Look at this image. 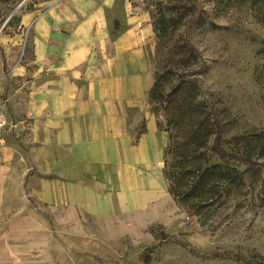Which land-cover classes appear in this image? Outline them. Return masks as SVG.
Segmentation results:
<instances>
[{
    "label": "crops",
    "instance_id": "obj_1",
    "mask_svg": "<svg viewBox=\"0 0 264 264\" xmlns=\"http://www.w3.org/2000/svg\"><path fill=\"white\" fill-rule=\"evenodd\" d=\"M117 7L56 0L2 40L20 48L27 31L32 58L28 47L21 63L0 56V95L16 126L0 147V264H55L71 239L113 234L171 198L168 137L149 112L150 24Z\"/></svg>",
    "mask_w": 264,
    "mask_h": 264
},
{
    "label": "rangeland",
    "instance_id": "obj_2",
    "mask_svg": "<svg viewBox=\"0 0 264 264\" xmlns=\"http://www.w3.org/2000/svg\"><path fill=\"white\" fill-rule=\"evenodd\" d=\"M54 1L0 0L1 57L21 63L28 47L30 62L27 31L20 48L2 40L22 33L24 15ZM116 1L117 12L125 7L150 24L149 112L168 137L165 170L182 161L194 169L195 156L222 164L213 153L218 134L239 159L223 165L232 177L222 196L195 209L171 196L113 234L98 228L71 239L55 264H264V0ZM142 130L132 125L136 139Z\"/></svg>",
    "mask_w": 264,
    "mask_h": 264
},
{
    "label": "trees",
    "instance_id": "obj_3",
    "mask_svg": "<svg viewBox=\"0 0 264 264\" xmlns=\"http://www.w3.org/2000/svg\"><path fill=\"white\" fill-rule=\"evenodd\" d=\"M163 37L167 36V29L162 28ZM151 91L149 93V101ZM144 127L141 133H143ZM140 133V134H141ZM139 134V136H140ZM213 153L222 162V164L211 165L209 159L205 162L200 161V157H193V164L198 162L192 169L185 161L176 163L173 170H165V177L169 186V193L178 203V205H187L192 209L199 208L201 204L213 201L218 196H222L228 186V181L232 177L225 171L223 165H229L231 161L239 159L236 155L228 153L224 149V141L221 134H218ZM167 154L165 155L166 159ZM166 162V161H165ZM230 184V183H229Z\"/></svg>",
    "mask_w": 264,
    "mask_h": 264
},
{
    "label": "built area",
    "instance_id": "obj_4",
    "mask_svg": "<svg viewBox=\"0 0 264 264\" xmlns=\"http://www.w3.org/2000/svg\"><path fill=\"white\" fill-rule=\"evenodd\" d=\"M16 126L12 124L7 116V103L0 100V147L5 145V134L8 129H15Z\"/></svg>",
    "mask_w": 264,
    "mask_h": 264
}]
</instances>
